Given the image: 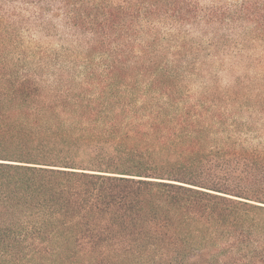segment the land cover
<instances>
[{
	"label": "trees",
	"instance_id": "obj_1",
	"mask_svg": "<svg viewBox=\"0 0 264 264\" xmlns=\"http://www.w3.org/2000/svg\"><path fill=\"white\" fill-rule=\"evenodd\" d=\"M22 1L91 43L49 85L0 19V264H264V0Z\"/></svg>",
	"mask_w": 264,
	"mask_h": 264
},
{
	"label": "rangeland",
	"instance_id": "obj_2",
	"mask_svg": "<svg viewBox=\"0 0 264 264\" xmlns=\"http://www.w3.org/2000/svg\"><path fill=\"white\" fill-rule=\"evenodd\" d=\"M200 2L203 8H209L212 5V0H200ZM231 2L233 1L224 0L221 4L225 5ZM58 8L57 5H54L53 11L47 14V19L51 21L47 22L49 27L46 28L39 22V8L37 6L22 0H0V19L14 31V37L21 52L28 57V62L30 63L28 68L35 70L37 65H39L41 56H45L42 64L46 68L45 81L49 85L56 84V78L61 77L62 74L67 77L68 72L70 74L73 68L69 62H66V58L58 62L56 57L66 56V53L70 52L72 55L71 60L75 61L77 59L79 61L86 52L87 46L91 43V39L76 34L65 23L63 14H58ZM53 14H58L59 17H55ZM166 28L168 27H162V30ZM252 28V26L246 29L243 28L247 33H243L242 28L228 32L231 44H229L227 50H222V54L227 57L226 67L219 73L218 79L220 83L214 88L233 87L238 78L255 76L259 72L252 61L264 56V47L255 39L254 34H250ZM187 30H190V28H182L184 32ZM193 31L195 34L192 37L196 38L195 40L198 44L207 46V40L213 38V33L205 35L204 32L195 28ZM210 72H207V79L216 77V68H211ZM198 85L199 88H202L201 83ZM259 115V113L255 112L253 114H244L242 117L250 119L257 118Z\"/></svg>",
	"mask_w": 264,
	"mask_h": 264
}]
</instances>
